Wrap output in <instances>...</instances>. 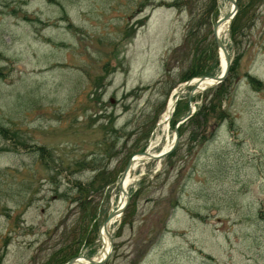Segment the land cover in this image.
<instances>
[{"label": "rangeland", "instance_id": "rangeland-1", "mask_svg": "<svg viewBox=\"0 0 264 264\" xmlns=\"http://www.w3.org/2000/svg\"><path fill=\"white\" fill-rule=\"evenodd\" d=\"M230 9L231 0H0V264L100 249L129 159L174 139L172 125L156 124L195 62L170 53L196 17L204 37ZM242 10L246 24L224 33L238 67L222 103L231 120L216 119L218 89L183 92L173 120L191 95L208 120L187 121L170 156L133 170L105 264H264V0Z\"/></svg>", "mask_w": 264, "mask_h": 264}, {"label": "trees", "instance_id": "trees-1", "mask_svg": "<svg viewBox=\"0 0 264 264\" xmlns=\"http://www.w3.org/2000/svg\"><path fill=\"white\" fill-rule=\"evenodd\" d=\"M240 1L243 4V10H242L243 13H245L247 9L249 8V6L255 2V0H249V1L240 0ZM177 4L178 2L174 3V5H177ZM241 16L242 15L239 14L232 23V26H231L232 36L238 30H241V28L246 24V22L243 21V18ZM203 19L204 18L200 16V17H196L192 21V25L189 28L188 33H187V40L182 46L183 50L185 49L189 50L188 55H190L191 53L194 54L193 60L195 62L191 70H186L183 72L181 76L182 80H187L191 78L192 76H195L198 74H214L215 70L218 69L219 67V61H218L219 57H218L216 43L212 38H210L211 29L208 35L206 34L204 37L202 36L200 37L199 35L200 31L202 30L203 25H205V22L203 21ZM240 19L242 20V22L240 21ZM177 52L178 51H175L171 60L178 59ZM237 70H238V67H237V58H236L230 76L226 79L225 82H223L220 86L216 88V90L218 89L217 90L218 93H220L219 103L217 104V108H219L218 117L216 119H219L220 121L226 120V119L231 120L230 113L227 110L222 108V103H223V100H225L226 98V93H227L226 85L229 81H231V79L237 73ZM0 76H1V72H0ZM249 79H250V82L253 83L254 85L259 84V81H257L252 76H250ZM181 105H182V102L178 104L176 115L179 113ZM212 106L215 107L216 104H213ZM199 116L206 119V121L208 120L209 110L208 108H206L205 104L202 105L200 110L189 121L194 122ZM183 131H184V125L180 127V132L182 135H183ZM0 133H2L6 138H9V129L5 127H0ZM40 150L42 151V154L46 152V149L43 147L40 148ZM83 189L84 187L82 188V191H80L81 193H83ZM65 250L67 251L69 249H65ZM71 256L72 254H69V253L62 252L61 254V252H55L54 255L52 256V264H61L64 261H66L68 258H70Z\"/></svg>", "mask_w": 264, "mask_h": 264}, {"label": "water", "instance_id": "water-1", "mask_svg": "<svg viewBox=\"0 0 264 264\" xmlns=\"http://www.w3.org/2000/svg\"><path fill=\"white\" fill-rule=\"evenodd\" d=\"M233 2L236 4V8L228 15H225V16H221L217 19L215 25H214V28H213V33H214V36H215V39H216V42H217V46L219 48V50H221L226 58V61H227V68L220 74V75H215V76H208V75H201L200 77L202 79H205L206 81L213 78L215 80V82L212 83V86L215 85V84H218V83H221L223 82L226 77L228 76L229 74V71H230V68H231V65H232V57L230 55V52L228 50V48L226 47V45L224 44V42L221 40L220 38V35H219V27L221 25L222 22H224L226 19L230 18V20H232L237 12H238V9H239V5H238V2L237 0H233ZM192 83V79L187 81L184 85V88L182 90V92L184 91V89H186V87H188L190 84ZM181 92V93H182ZM180 95L179 94L176 99H175V104H174V108H175V105L178 101V99L180 98ZM194 109H190L189 113L182 119V121L186 120L187 118H189L191 115H193L194 113ZM173 113V111H172ZM172 115V114H171ZM164 121H160L157 126H160L161 124H163ZM180 139V136H179V132L177 131V141L176 143L173 145V147L169 148L168 150L160 153V154H155V155H150L149 153V149H150V145L146 148V150H144L143 152H140L138 155V157H133L127 164L126 168L124 169V171L122 172V175H121V179H120V188L121 190L124 189V178L125 176L130 172L132 171V169L134 168L135 164L137 162H140V161H145L147 160L148 156L151 158H162L164 156H166L167 154H169L170 152H172V150L176 147L178 141ZM128 200H129V195H128ZM120 208V203H119V206H117V208H115L110 214L109 216L107 217V219L105 220L104 222V225H103V230L104 232H106L108 235H110V232H109V226H110V222H111V218L113 217V215H115V213L117 212V210ZM101 235L102 237H104V234L103 232H101ZM113 246H114V240L111 236V249H113ZM111 251H108L106 253L105 256L101 257L99 260H94L92 258H89L90 259V263L91 264H102L104 263L111 255ZM81 258H87L85 256H82V255H79L75 258H72L71 260H69L67 263L65 264H74V263H77V262H81Z\"/></svg>", "mask_w": 264, "mask_h": 264}, {"label": "bare ground", "instance_id": "bare-ground-1", "mask_svg": "<svg viewBox=\"0 0 264 264\" xmlns=\"http://www.w3.org/2000/svg\"><path fill=\"white\" fill-rule=\"evenodd\" d=\"M228 24H229V18L227 20H225L224 22H222L221 24V33L222 35H224V33L227 31V28H228ZM222 69H226L227 68V64H226V59L225 57L222 56ZM206 80H202V78H196L194 79V84H195V87H196V90H200L203 86H205V84L207 83L208 85L211 84V82H213L211 79L207 80V82H205ZM174 104V97L170 99L169 103H168V107H167V111L165 112L164 116H163V121L164 123L162 124V127H165L164 129L167 128V126H169L168 122L170 121V117H171V114H172V111H173V105ZM192 106H194V104L192 103ZM176 138V134H174V139L173 141L175 140ZM172 141V143H173ZM172 143L170 144H167L162 150H165V149H168ZM152 154V153H150ZM138 157V156H137ZM137 167V166H136ZM133 177H132V173H128L126 176H125V181H124V185L125 187L127 188L132 182H133ZM127 191L126 189L123 190V192L121 193L122 195V205L124 204L125 202V195H126ZM123 207H121L117 213L113 216L112 218V223H115L121 216V211H122ZM110 236L107 235L105 236V241H104V248L103 250L100 252V255L101 254H106V252L109 250L110 248ZM83 260V259H82ZM83 261H88V260H83Z\"/></svg>", "mask_w": 264, "mask_h": 264}]
</instances>
